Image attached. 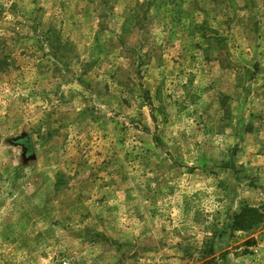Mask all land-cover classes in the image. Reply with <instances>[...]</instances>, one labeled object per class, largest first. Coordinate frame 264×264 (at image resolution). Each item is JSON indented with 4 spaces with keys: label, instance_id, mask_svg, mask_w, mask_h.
Masks as SVG:
<instances>
[{
    "label": "rangeland",
    "instance_id": "obj_1",
    "mask_svg": "<svg viewBox=\"0 0 264 264\" xmlns=\"http://www.w3.org/2000/svg\"><path fill=\"white\" fill-rule=\"evenodd\" d=\"M264 0H0V264H264Z\"/></svg>",
    "mask_w": 264,
    "mask_h": 264
},
{
    "label": "trees",
    "instance_id": "obj_2",
    "mask_svg": "<svg viewBox=\"0 0 264 264\" xmlns=\"http://www.w3.org/2000/svg\"><path fill=\"white\" fill-rule=\"evenodd\" d=\"M264 222V216L257 208L246 207L234 218L235 231L251 232L259 229Z\"/></svg>",
    "mask_w": 264,
    "mask_h": 264
}]
</instances>
